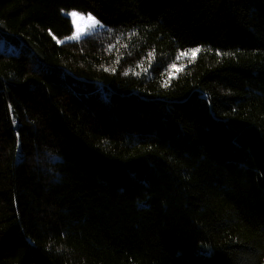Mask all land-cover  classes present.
I'll list each match as a JSON object with an SVG mask.
<instances>
[{
    "label": "trees",
    "instance_id": "1",
    "mask_svg": "<svg viewBox=\"0 0 264 264\" xmlns=\"http://www.w3.org/2000/svg\"><path fill=\"white\" fill-rule=\"evenodd\" d=\"M0 38V264H264V0H0Z\"/></svg>",
    "mask_w": 264,
    "mask_h": 264
},
{
    "label": "rangeland",
    "instance_id": "2",
    "mask_svg": "<svg viewBox=\"0 0 264 264\" xmlns=\"http://www.w3.org/2000/svg\"><path fill=\"white\" fill-rule=\"evenodd\" d=\"M73 12L78 14L77 18H73L71 16V13H73ZM63 14H64V16H66L70 19L72 26H73V32L71 33V35H69L67 38H65L64 41L79 40V39L84 38L86 35L94 32V31L101 30L104 27L103 23L101 21H99L92 14H82V13L75 11V10L67 11ZM89 15H91L96 21L99 22L94 28L90 26L91 21H89L87 19V17ZM79 16H83L84 19L80 20ZM76 36H78L79 38L74 39L73 37H76ZM0 51L10 53V54H16L19 51V45L15 44L13 41H9V40H6L4 38H0Z\"/></svg>",
    "mask_w": 264,
    "mask_h": 264
},
{
    "label": "snow or ice",
    "instance_id": "3",
    "mask_svg": "<svg viewBox=\"0 0 264 264\" xmlns=\"http://www.w3.org/2000/svg\"><path fill=\"white\" fill-rule=\"evenodd\" d=\"M71 16L73 17V18H77V16H78V14L77 13H75V12H73V13H71ZM79 19L80 20H83L84 19V17L83 16H79ZM87 19L89 20V21H91V27H95L99 22L98 21H96L91 15H89L88 17H87ZM74 39H78L79 37L78 36H76V37H73ZM59 42V41H58ZM201 51V49L198 47V48H196V49H194V50H191V52L190 53H182V55H190L193 59L197 56V54L199 53ZM108 69H105V71H107Z\"/></svg>",
    "mask_w": 264,
    "mask_h": 264
}]
</instances>
